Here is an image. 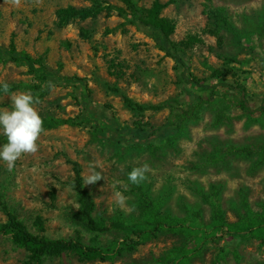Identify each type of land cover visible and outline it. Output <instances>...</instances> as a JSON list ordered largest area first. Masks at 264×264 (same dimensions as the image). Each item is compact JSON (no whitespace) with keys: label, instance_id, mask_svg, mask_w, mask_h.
I'll return each instance as SVG.
<instances>
[{"label":"rangeland","instance_id":"rangeland-1","mask_svg":"<svg viewBox=\"0 0 264 264\" xmlns=\"http://www.w3.org/2000/svg\"><path fill=\"white\" fill-rule=\"evenodd\" d=\"M102 1L97 17L60 27L59 8L89 7L91 0H21L19 6L0 0V45H8L14 35L18 50L55 74L81 78L77 88L54 87L40 99L36 108L42 119L73 118L90 106L96 120L112 113L120 127L165 126L192 99L182 88L175 61L136 27L134 12L121 0ZM155 1L164 5L162 16L174 21V41L197 39L186 47L189 72L198 79H208L213 70L224 72V83L237 80L253 96L255 107L264 95V0H136V9L144 14ZM211 9H221L231 29L214 28ZM0 82L17 84L12 92H25L37 80L26 65L8 61L0 63ZM188 87L207 95L199 85ZM11 107L10 97L2 94L0 109ZM227 108L225 100L214 97L183 129L144 144L103 141L92 124L45 127L35 154L23 155L11 171L0 160V224L6 221L4 204L35 234L79 239L113 251L96 259L66 251L41 264H152L175 255L187 239L160 232L128 250L126 236L131 233L122 219L139 217L143 196L162 215L190 221L197 217L205 226L215 218L236 223L250 212L263 213L264 113L236 117ZM75 162L95 204L94 217L111 221L110 231L91 232L70 219L79 207L71 185ZM144 163L151 167L148 179L139 186L129 184L121 209L114 203L113 182L127 184V174ZM92 165L104 179L84 184ZM26 255L0 233V264H23ZM189 264H264V243L228 237L208 243Z\"/></svg>","mask_w":264,"mask_h":264},{"label":"trees","instance_id":"trees-1","mask_svg":"<svg viewBox=\"0 0 264 264\" xmlns=\"http://www.w3.org/2000/svg\"><path fill=\"white\" fill-rule=\"evenodd\" d=\"M125 7L135 14L134 23L136 27L150 36L165 56L172 58L176 63V71L182 78V88L190 96L185 110L173 113L171 120L165 126L154 128L143 127H120L115 117L110 113L101 121L96 120L94 111L89 106L73 118L61 119L48 117L43 119V128H55L67 123L75 126L92 124L96 128V137L103 141L124 143H147L149 139L155 140L164 137L166 133L183 129L185 124L197 117L200 107L214 97H219L228 104L227 114L229 116H251L264 113V95L261 101L253 107L252 95H249L243 85L235 82L224 83L226 74L219 70H213L208 79H198L189 72L190 58L186 53V47L191 46L197 39L192 36L186 40L174 41L172 34L175 30L174 21L162 16L161 10L164 5L155 1L152 6L141 13L136 9V0H121ZM89 7L77 8L67 6L57 10V25L62 27L73 19L85 20L95 18L100 13L105 3L102 0H91ZM211 20L214 28L227 27L231 29L228 20L222 14L221 9H211ZM15 36L12 35L8 45H0V63L8 61L23 64L35 76L36 83L27 85V90L41 99L54 87L74 86L81 82L78 76H59L50 70L41 60L35 59L24 51L17 48ZM215 80L212 83L210 80ZM52 81L54 86L49 87ZM199 85V90L208 91L205 94H196L189 89L188 84ZM10 91L18 88L17 84H9ZM4 94L0 91V96ZM0 141L7 142L6 136H0ZM74 178L71 185L76 191L79 207L70 214V219L84 225L89 231L104 233L112 229V222L106 219L97 220L93 213L95 204L83 186L81 167L73 163ZM207 197V196H204ZM139 217L136 219L123 218L122 223L130 230L131 235L126 236L130 245L128 250L134 248L135 243L145 241L156 236L160 232H176L187 239L183 247L175 254L160 258L152 264H168L167 259L173 258L172 264H189L191 260L200 256L208 243L225 240L228 237H253L264 243V208L263 213H248L236 223H227L222 219L215 218L209 226L203 225L195 217L193 220L180 219L162 215L157 211L155 203L148 197H142ZM2 209L6 221L0 224V233L9 235L13 244L23 248L27 255L23 264H41L46 258L59 256L63 252L71 251L81 258L96 259L103 258L105 252H113L111 249H101L97 246L86 245L79 239H51L33 233L22 220L10 212L3 204Z\"/></svg>","mask_w":264,"mask_h":264},{"label":"clouds","instance_id":"clouds-1","mask_svg":"<svg viewBox=\"0 0 264 264\" xmlns=\"http://www.w3.org/2000/svg\"><path fill=\"white\" fill-rule=\"evenodd\" d=\"M14 6H19L21 0H11ZM53 87L52 81L48 82ZM0 91L11 99V109H0V131L6 136L7 142L0 146V160H2L11 171L16 161L25 154H35L39 150L38 139L43 134V119L36 105L40 103L38 96L30 91L11 92L7 82H0ZM151 167L148 163L133 167L127 174L128 183L122 181L113 182L114 203L123 209L127 202L124 192L128 190L129 184L139 186L148 179ZM104 179L101 171H96L92 165L90 173L84 178V184H95ZM122 188L121 190H116Z\"/></svg>","mask_w":264,"mask_h":264}]
</instances>
